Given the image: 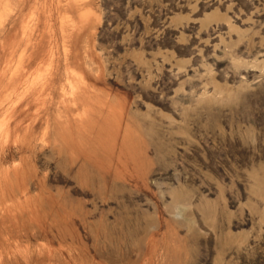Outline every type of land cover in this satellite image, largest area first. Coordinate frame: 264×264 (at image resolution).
Segmentation results:
<instances>
[{
	"label": "rangeland",
	"instance_id": "1",
	"mask_svg": "<svg viewBox=\"0 0 264 264\" xmlns=\"http://www.w3.org/2000/svg\"><path fill=\"white\" fill-rule=\"evenodd\" d=\"M0 264H264V0H0Z\"/></svg>",
	"mask_w": 264,
	"mask_h": 264
}]
</instances>
